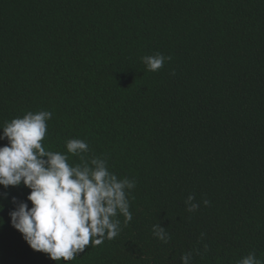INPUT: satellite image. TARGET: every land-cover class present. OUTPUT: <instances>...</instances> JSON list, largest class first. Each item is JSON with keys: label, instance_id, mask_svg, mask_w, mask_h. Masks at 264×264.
I'll return each mask as SVG.
<instances>
[{"label": "trees", "instance_id": "16d2710c", "mask_svg": "<svg viewBox=\"0 0 264 264\" xmlns=\"http://www.w3.org/2000/svg\"><path fill=\"white\" fill-rule=\"evenodd\" d=\"M156 52L172 59L151 72ZM40 110L46 149L86 140V159L135 180L133 219L54 261L10 222L30 189L0 186V264L264 260V0H0V126ZM190 194L210 206L187 211Z\"/></svg>", "mask_w": 264, "mask_h": 264}, {"label": "clouds", "instance_id": "9594fccd", "mask_svg": "<svg viewBox=\"0 0 264 264\" xmlns=\"http://www.w3.org/2000/svg\"><path fill=\"white\" fill-rule=\"evenodd\" d=\"M171 56L160 52L141 57L148 71H159ZM174 75V73H173ZM52 112L28 111L23 117L13 118L0 126V186L23 184L30 189L27 201L12 198L14 210L9 212L13 228L36 251L48 254L54 261L74 260L86 246H99L120 235L122 216L126 226L133 219L129 196L136 187L134 179L119 178L109 170L106 157L85 158L89 152L86 140L66 141V153L46 149L43 141L48 131L47 122ZM69 154L80 158V163H69ZM7 197V193H0ZM208 199L197 202L194 195L185 200L187 211H197L201 204L210 206ZM0 211L3 205L0 204ZM153 235L168 243L170 234L159 223L152 225ZM201 233V239L204 237ZM207 251V245H204ZM193 253L181 256V264H192ZM237 264H264L254 252Z\"/></svg>", "mask_w": 264, "mask_h": 264}]
</instances>
